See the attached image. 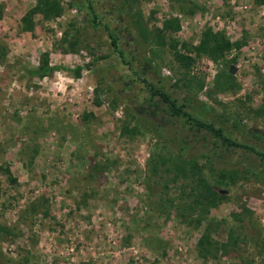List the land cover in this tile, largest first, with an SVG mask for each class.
<instances>
[{"label": "rangeland", "instance_id": "374dc122", "mask_svg": "<svg viewBox=\"0 0 264 264\" xmlns=\"http://www.w3.org/2000/svg\"><path fill=\"white\" fill-rule=\"evenodd\" d=\"M34 2L0 0V264H264V158L149 90L264 152V0H58L23 31ZM205 27L239 46L196 55Z\"/></svg>", "mask_w": 264, "mask_h": 264}, {"label": "trees", "instance_id": "16d2710c", "mask_svg": "<svg viewBox=\"0 0 264 264\" xmlns=\"http://www.w3.org/2000/svg\"><path fill=\"white\" fill-rule=\"evenodd\" d=\"M62 11V7L58 0H35L34 4L25 11V13L20 18L21 21V30L23 31H32L33 30V15L39 14L43 19L52 18L54 16H57ZM94 18V17H93ZM178 24L175 19H167L164 20L160 29V32H166L167 30H174L177 29ZM158 38L161 37V35H157ZM111 42L112 45H115V38L111 36ZM161 42V40H160ZM240 42H230L228 38L224 35L222 31H213L210 27H205L201 33V38L199 39L198 43L194 46V49L197 54H204L208 58L212 60L221 59L227 51L230 50L232 46H239ZM72 46L71 44H69ZM182 48L185 47V44H181ZM171 47L173 48V56L174 59L181 64L183 67H188L191 62L193 61V58L183 53L180 49L175 47V44H172ZM114 50L120 54V51L116 49L114 46ZM89 64H87L88 66ZM55 67L48 66L46 59H42L41 62L38 64V66L32 70L31 72L33 74H37L39 76L47 74L49 71L54 69ZM79 71V68L75 71V74L77 75ZM225 76H227L226 73H223ZM222 76V73L219 75ZM216 81V80H215ZM225 80H223L224 82ZM216 84L218 81L215 82ZM202 81L197 83L198 88H201ZM150 93L153 95H159L163 102H165L168 105L169 110L171 113L180 114L184 117V120L189 123V128H205L208 131L212 132L216 137L219 138V140L224 145H234L236 147H242L244 149L250 150L260 156L261 158H264V152H258L255 151L252 147L249 145L238 143L235 141H232L229 137L225 136L221 132L220 127H214L213 123L210 121L202 120V118H199L197 116L192 115L188 111H186L184 108L187 106V103L185 102H178L177 98H170L166 92H164L162 89L158 87H154L153 85L150 86ZM203 109V108H202ZM196 115V114H195ZM188 146L181 145L178 149L179 153L183 152L185 148ZM6 172H8V169H5ZM199 168L196 167V165H190L188 166V172H190L191 175H194L195 173H199ZM220 175L223 176V174L220 172ZM187 176V174L185 175ZM195 187L200 192L197 194L199 196V200L201 199L206 206H213L218 198L221 197V195H218L209 185L205 179L201 175H197L195 177ZM31 210H35L34 204L30 205ZM0 233L6 235L10 234V229L0 225ZM203 243H206L208 247L204 246H197L199 253L202 254L200 251L201 248L205 249L204 253H209V249L214 245L213 242H211V239L207 236V234H203L199 241V245H203ZM206 247V248H205Z\"/></svg>", "mask_w": 264, "mask_h": 264}]
</instances>
